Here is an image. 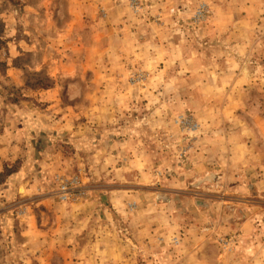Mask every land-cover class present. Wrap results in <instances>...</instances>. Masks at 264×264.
<instances>
[{
  "label": "rangeland",
  "instance_id": "1",
  "mask_svg": "<svg viewBox=\"0 0 264 264\" xmlns=\"http://www.w3.org/2000/svg\"><path fill=\"white\" fill-rule=\"evenodd\" d=\"M83 1L72 31V0H0V264H243L264 159L228 168L214 130L264 128V0ZM25 52L55 87L16 91Z\"/></svg>",
  "mask_w": 264,
  "mask_h": 264
},
{
  "label": "crops",
  "instance_id": "2",
  "mask_svg": "<svg viewBox=\"0 0 264 264\" xmlns=\"http://www.w3.org/2000/svg\"><path fill=\"white\" fill-rule=\"evenodd\" d=\"M86 4H87V1L72 0V7L78 8L77 11L72 12V31L73 30H78L80 28L79 25H77L76 23H78V22L82 23V22H86L87 21V16L86 15H88V13H84V10H82V11L80 10V7L81 8L82 7L86 8L87 7ZM110 5H113L112 1H111ZM78 35H80V34H78ZM78 35L75 36L76 41L78 42V44L79 43L83 44V42H82L83 38L81 39V37H79ZM96 37H98V36L96 35ZM118 38L122 39L121 37H118ZM94 44H95V46H94ZM95 47H97V48H95ZM87 48L89 50L95 48L96 51H100V52L102 51L101 52L102 54H105V53H107L109 51L108 48L106 46H104V45H101L99 47V44L96 41L95 42L92 41L87 46ZM134 48H137V46L132 47V50L135 52ZM126 50H127V48L125 49V51ZM90 54H92V53H90ZM135 54H137V56H138L139 52H136ZM215 62H216V60H215ZM124 65L125 64H123V65L121 64L120 68H122V66H124ZM127 65L128 64H126V66ZM226 73H227L226 70H222V74L219 73V74H221V78L222 79L225 78ZM231 80L233 81L234 79L231 78ZM252 80L253 79L249 80L250 85L253 84ZM257 83L259 84L260 82H257ZM220 99H222V98H220ZM227 99L228 100L224 102L227 105H229V104L237 105L238 103L244 101L242 98H239L237 95L229 96ZM238 105H240L239 107L242 106V104H238ZM260 105H263V104H260ZM246 110L248 111V108ZM236 111H237V109H235L234 112L232 111L231 113H228V114L226 112V115H227L226 119L232 120V117L235 116ZM222 114L224 115V117L226 116L224 114V112H222ZM250 115L252 117H254L256 122H259V120L261 118H264V112L262 110H260V112L259 111L258 112H256V111L255 112H251L250 111ZM230 125H231V123H229V129H225L224 131H216V130H214V135H218L219 133H225L226 134V135L225 134H221V135H225V136L223 138H221V139L219 138V139L222 141L221 145L226 144V148H223V150H220V152H223L222 153L223 159H226V161L230 165V166H228V168L236 167L237 165L240 166V167L252 166L254 159L263 160L264 156H262L261 154L257 153V151H259V150L256 148V143L254 142V135L253 134H255L256 130H259L260 132H258V133H261L262 141H264V128L257 129L256 127H250V126L246 127L245 125H243V126L234 125L233 128H230ZM247 136H249V137L247 138ZM241 138H244V141H242ZM212 164H213L214 167H217V168L220 167L219 164H218V166L216 165L217 164L216 161L212 162ZM223 168H225V167H223ZM225 169L227 170V168H225ZM222 171H223V169H222ZM229 177L232 178V177H235V176H230L229 175ZM245 243L249 244V240H247ZM247 246L248 245H244V243L240 245L241 253H238L239 254L238 258H239V261L241 263H243V264H247V263L257 264L258 262H260V263L264 262V241L261 243V245L259 246V249L256 251V253L254 255H249V254L244 255V254H242V253H244V249H246ZM240 250L238 248V251H240ZM200 260L205 261L206 259L202 258Z\"/></svg>",
  "mask_w": 264,
  "mask_h": 264
},
{
  "label": "trees",
  "instance_id": "3",
  "mask_svg": "<svg viewBox=\"0 0 264 264\" xmlns=\"http://www.w3.org/2000/svg\"><path fill=\"white\" fill-rule=\"evenodd\" d=\"M1 31V30H0ZM4 40L0 38V47L2 44H4ZM32 53L31 52H25L22 53L21 55L15 57L13 59L12 66L16 68H20L24 70V75H25V82L23 85L20 86H15L13 84V87L16 88V91H21L22 88H29L32 90L36 89H48V88H53L56 85V80L52 76L48 74V72L41 70V71H36V70H30L28 69L27 64H22V61H24L26 58L30 57ZM5 66H7L6 62H3ZM14 90V89H12ZM17 170V166L14 165H6L4 172L1 173V175H11Z\"/></svg>",
  "mask_w": 264,
  "mask_h": 264
}]
</instances>
